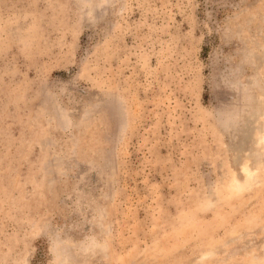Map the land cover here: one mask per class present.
I'll list each match as a JSON object with an SVG mask.
<instances>
[{
  "label": "rangeland",
  "instance_id": "374dc122",
  "mask_svg": "<svg viewBox=\"0 0 264 264\" xmlns=\"http://www.w3.org/2000/svg\"><path fill=\"white\" fill-rule=\"evenodd\" d=\"M0 264H264V0H0Z\"/></svg>",
  "mask_w": 264,
  "mask_h": 264
}]
</instances>
